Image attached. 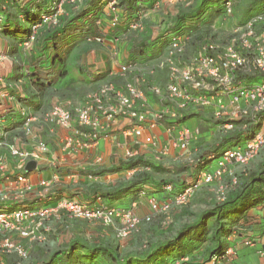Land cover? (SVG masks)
I'll return each mask as SVG.
<instances>
[{
    "label": "crops",
    "instance_id": "1",
    "mask_svg": "<svg viewBox=\"0 0 264 264\" xmlns=\"http://www.w3.org/2000/svg\"><path fill=\"white\" fill-rule=\"evenodd\" d=\"M31 1L17 0V8ZM45 2L39 3L45 6ZM198 5L199 0H143L136 20L129 18V11L118 8L119 21L112 26L107 1L101 4L99 0H80L66 7L60 31L52 41L45 44L47 30L42 27L36 44L27 49L19 46L18 39L24 36L28 24L15 18L16 8L10 10L11 32H0V139L20 150L36 152V156L21 159L12 156L7 147L0 148V209L29 207L49 212L36 227L37 220L26 222L42 237L22 240L27 256L17 258L16 254H4L0 256V264H264V201L251 205L239 215L229 235L219 234V239L213 241L189 242L186 247L194 249L191 254L181 256H177L178 247L172 244L180 228L198 223L200 215L211 207L201 205L200 209L187 204L158 213H152L149 207L151 198L171 200L173 192L164 191V184L176 186V191L182 183L199 177L202 160L216 148L234 147L235 138L242 132H217L211 107L185 111L182 117L178 113L177 118L167 117L152 130H146L144 134L152 132L157 137L159 156L141 138L126 134L130 124L126 117L118 116L108 127H99L94 145L68 149L64 146L66 135L85 141H89L88 137L75 123L66 130L47 118L53 106L63 105L72 110L104 83L120 86V65L134 62L138 67H145L165 56L168 35L178 22L196 35L213 36L214 40H218L215 32L224 34L223 30L227 29V37L222 38L227 41L240 19L233 17L223 24L216 19L212 23L216 30H206L202 20L190 16ZM89 11L87 17L82 16ZM252 14L255 13L248 17ZM183 15L186 17L180 19ZM147 47L150 49L146 50ZM196 49L197 41L188 42L186 57ZM258 80V77L253 79ZM167 81V72L162 70L149 83L164 85ZM146 99L148 119L155 112L175 109L154 94L146 93ZM193 116L199 118L201 132L183 151L175 141L181 129L187 127L185 121ZM27 118L31 120L30 135L24 133ZM170 126L173 131L167 130ZM33 136L47 144V152L37 150ZM129 151L136 152L133 161L148 165L127 169ZM31 160L36 166L26 171V164ZM263 165L264 145L246 164L229 162L220 180L230 182L228 193L232 195L245 177L251 172L257 174ZM206 168L211 172L216 165L209 162ZM23 172L26 184L30 185L28 190L24 189L26 184L17 180ZM140 172L145 173L143 181L132 186L134 176ZM192 197L198 201L196 195ZM64 198L76 199L90 208H131L140 219L152 213L151 220L142 222L139 230L130 236L115 239L112 225L73 218L66 209L58 208ZM200 200L205 201L203 197ZM247 239L251 244L244 243ZM167 245L170 251H166ZM214 246L230 249L231 253L220 260L209 258Z\"/></svg>",
    "mask_w": 264,
    "mask_h": 264
},
{
    "label": "built area",
    "instance_id": "2",
    "mask_svg": "<svg viewBox=\"0 0 264 264\" xmlns=\"http://www.w3.org/2000/svg\"><path fill=\"white\" fill-rule=\"evenodd\" d=\"M79 1L46 0L48 11L40 13V21L30 26V35L19 43V46L27 49L35 45L39 29L42 27L47 30L46 39H48L55 31L54 29L59 27L60 18L66 7L73 6ZM240 1L226 0L224 17L232 16L235 5ZM107 7L110 24L115 26L119 20L116 0H109ZM9 9L8 0H6L0 6V32L4 21L3 13ZM18 19L21 21L22 16L18 15ZM188 39L189 37L184 35H172L167 44L166 54L162 58L145 67H138L134 62L120 65V86L111 82L104 83L97 91L89 93L83 103L72 110L63 105H55L47 114L48 119L55 121L66 130L71 129L75 123L83 135L88 137L89 141H85L66 135L64 146L67 149L94 145L98 138L99 127L106 128L110 122L122 116L126 117L130 123L125 131L126 134L136 139L141 138L142 142L150 146L157 156L160 155L157 137L152 132L147 134L144 132L152 130L167 117L177 118L178 113H181L180 116L185 111H203L211 107L217 132H249L256 127L253 132L257 133L244 145L224 149L217 158L214 155L208 156L218 160L216 168L211 172L207 168L202 169L199 177L187 184L182 192L172 195L170 201L149 199L152 213L166 212L173 206L184 205L195 189L220 179L229 162L246 164L264 145V12L253 14L243 22L236 23L227 42L219 43L218 40L207 39L197 45L194 54L186 57L185 49ZM162 70L167 72L166 84L149 83L150 79ZM257 77L259 80L253 81ZM135 78L144 86L139 85ZM146 93L154 94L161 102L170 104L175 109L166 108V110L155 112L151 119H148ZM30 121V118H27L24 122V133L27 135L32 134ZM167 130L173 131L174 128L170 126ZM180 132L175 143L185 151L201 130L197 127L194 131H190L188 127H183ZM33 137L36 139L37 150L47 152V144ZM3 146L17 158L29 159L36 156V152L20 150L0 139V148ZM134 157H136L135 151L127 153L128 159ZM1 160L0 156V164ZM17 180L27 183L24 172L17 176ZM41 185L45 186V182H41ZM24 189H30V185L26 184ZM163 190L172 193V184L164 185ZM218 197L223 200L225 192L219 191ZM58 208L66 209L73 218L100 219L107 226L117 221L120 224L118 238H126L137 231L142 222L151 220L152 214L140 219L131 208L107 206L90 208L87 204L73 198L62 199ZM48 212L47 209L29 207L0 209V235L17 232L20 237L26 238L32 233L26 230L28 227L26 222L37 220L35 225L38 226L47 218ZM244 243L249 245L251 240L247 239ZM2 249L13 250L21 257L27 255L26 250L21 245L13 243L8 236L0 241V250ZM230 253L231 250L226 249L224 256ZM218 258L213 257L214 260Z\"/></svg>",
    "mask_w": 264,
    "mask_h": 264
},
{
    "label": "trees",
    "instance_id": "3",
    "mask_svg": "<svg viewBox=\"0 0 264 264\" xmlns=\"http://www.w3.org/2000/svg\"><path fill=\"white\" fill-rule=\"evenodd\" d=\"M6 0H0V6L2 3ZM46 1V0H45ZM109 0H99V2L106 3ZM143 0H116V7L121 8L122 10L129 11L130 15L129 18L136 20L138 18V14L140 13L141 3ZM226 0H199V5L196 8L193 13H190L191 17H196L199 20H202V25L205 27L206 30L208 28H211L210 25H212L213 21L216 19H222L224 17V3ZM17 0H8L9 10L7 12L3 13L4 21L1 25V32H11V27H13V24L9 22L10 10H13V8H16V14L15 18L18 19V15L22 16L23 22L28 24L27 30H25L24 36L22 38L18 39V43H22L28 36L30 35V26L36 24L38 21H40V13L47 12V5L43 6L39 2L31 1L28 2L26 6H23L21 8H17L16 4ZM46 3V2H45ZM254 4H259L262 6V8L259 10L261 13L264 12V0H256ZM19 7V6H18ZM102 8L100 7V10ZM1 12V10H0ZM255 13V14H256ZM90 14L89 12H85L82 16L87 17ZM253 15V14H252ZM80 17V16H79ZM78 17V18H79ZM119 17V14H118ZM186 17V15L180 16V19H183ZM62 18H60V25L58 28H55L54 32L51 34V36L46 39V45L56 37V35L60 31ZM119 21V20H118ZM84 23H87L86 21ZM16 29V27L14 28ZM14 35L17 34V30L13 31ZM184 35L189 37L187 40L188 42L195 40L197 41V45L203 41L214 40L213 36L212 38L208 36H198L193 31L189 30L185 24L182 22H178L175 27L171 29V32L168 35V42L170 41V38L172 35ZM90 38V37H88ZM167 42V44H168ZM56 45V44H55ZM256 127H253L251 131L249 132H242L237 135L235 139H237V142L234 143V147L242 146L244 143H246L247 140H250L253 138V136L257 132L255 131ZM223 149L216 148L210 155H214L215 158H217ZM209 155V156H210ZM213 158H204L202 160L203 168H206L209 164V162H212ZM147 166L148 164H144L141 161H133L132 159L128 160L127 162V169H132L135 166L139 165ZM145 177L144 172H140L134 176L135 179H133L131 185L134 186V184H140L142 179ZM190 184V183H187ZM185 183H182L178 189L175 191L176 186H173V193L172 195H176L177 193H180L184 190L186 187ZM166 185V184H164ZM240 188L236 189L232 195H230L228 192L225 195L224 199L221 201H214L211 208L206 210L204 213H202L199 217V222L195 225H184L182 228H180L177 238L173 241V247L176 245L178 247V252L176 253L177 256L181 255H188L192 252V247L187 248V243L191 242L194 244L195 242H204L205 240L213 241L218 240L219 236L225 237L226 235H229L231 231L233 230V223L240 218L239 215L243 214L251 205H256L262 201H264V165L261 167V169L257 172H251L249 176L245 177L242 182H240ZM9 209V208H8ZM12 210V209H9ZM208 222H210L208 224ZM208 224V225H206ZM208 226V227H206ZM211 231L210 233H208ZM220 234V235H219ZM189 243V244H191ZM171 245V244H169ZM169 249V250H168ZM166 251H170V246H166ZM174 251V250H172ZM226 249H222L221 246H214L209 251V258H213L214 256L219 257L218 260L223 259L225 256ZM129 264V263H126Z\"/></svg>",
    "mask_w": 264,
    "mask_h": 264
},
{
    "label": "rangeland",
    "instance_id": "4",
    "mask_svg": "<svg viewBox=\"0 0 264 264\" xmlns=\"http://www.w3.org/2000/svg\"><path fill=\"white\" fill-rule=\"evenodd\" d=\"M255 2H256V0H241L239 3H237L235 5L234 12H233L232 16H229L227 18L226 17H223L222 19H219L218 21L220 22V24H223L224 22H228V20L230 18L235 17L237 19H240V21H238L237 23L243 22V20H245V18H247L252 12L253 13L259 12V10L262 8V6H260V5L257 6L258 4L257 5L254 4ZM211 30H214L215 31L216 30V27L212 25L211 26ZM225 30H227V29H224L223 30L224 31V34L219 33V32H215L214 33L216 35L219 43H225V42H227L225 39H222V38H226L227 37V34L228 33H226ZM149 49H150L149 47L146 48V50H149ZM185 124L187 125V127H188V129L190 131H194L197 127H199L198 126L199 125V118L197 116H193L192 118L186 120L185 121ZM217 161H218L217 159L216 160H213L212 161V164L217 165ZM229 181H231V180H229ZM229 184H230V182H223L222 179L221 180L218 179V180H215L214 182H212L211 184H209L208 186H200V187H198L197 189H195L192 192L191 196L189 197V199L187 200V202L184 205L177 206V207L186 206L187 204H190V205L192 204L196 208H200V209L203 208L201 205H203L206 208L207 207H211L214 201H221V199L218 197V192L219 191H224L225 192V195L227 194V192L229 190ZM198 191H199V193H198ZM194 194L198 197V201H196V199H193L192 196L195 197ZM191 197H192L193 200L191 199ZM202 197L205 200L204 202H202L200 200V198H202ZM177 207H175V208H177ZM80 219H83V218H80ZM85 220H89V219H85ZM89 221L90 222H94L95 221V222H98L99 225L102 224L103 226H107V225H104V223L100 219H92V220H89ZM161 222H162V220H161ZM34 226L36 227L35 224H34ZM112 226L114 227L113 228V236H114V238L115 239H123V238H118L117 237L118 229H119L120 224L119 223L118 224L115 223ZM35 227H29V226L27 227L26 230L28 232L29 231H32V233L28 237H26V238H22L19 235L18 236H16V235L14 236V235H12V233H7V234L0 235V241L2 239H4V237L8 236L13 241V243H15V244L17 243V244L21 245L25 249V246H24L25 244H24V241H22V240L28 239V240L33 241V240H41L42 239L41 236H39V235H37L35 233ZM139 228H140V226H139ZM139 228L137 229V231L139 230ZM137 231H135V232H137ZM135 232H133V233H135ZM133 233H131V234H133ZM4 254H16L17 255L16 256L17 258H19L18 256H20L16 252H14L13 250H10V251L9 250H5V249L4 250L3 249L0 250V256H2Z\"/></svg>",
    "mask_w": 264,
    "mask_h": 264
},
{
    "label": "water",
    "instance_id": "5",
    "mask_svg": "<svg viewBox=\"0 0 264 264\" xmlns=\"http://www.w3.org/2000/svg\"><path fill=\"white\" fill-rule=\"evenodd\" d=\"M35 166H36V162L31 160V161L27 162L25 169H26V171H29V170L35 168Z\"/></svg>",
    "mask_w": 264,
    "mask_h": 264
}]
</instances>
